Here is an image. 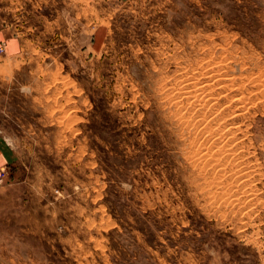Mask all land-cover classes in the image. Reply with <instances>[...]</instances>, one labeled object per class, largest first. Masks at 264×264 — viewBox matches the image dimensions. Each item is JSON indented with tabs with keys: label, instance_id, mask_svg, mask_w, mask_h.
<instances>
[{
	"label": "rangeland",
	"instance_id": "obj_1",
	"mask_svg": "<svg viewBox=\"0 0 264 264\" xmlns=\"http://www.w3.org/2000/svg\"><path fill=\"white\" fill-rule=\"evenodd\" d=\"M0 49V264H264V0H0Z\"/></svg>",
	"mask_w": 264,
	"mask_h": 264
},
{
	"label": "bare ground",
	"instance_id": "obj_2",
	"mask_svg": "<svg viewBox=\"0 0 264 264\" xmlns=\"http://www.w3.org/2000/svg\"><path fill=\"white\" fill-rule=\"evenodd\" d=\"M199 84V83H198ZM237 106V105H236ZM244 106V105H243ZM219 109V108H218ZM233 113V112H232ZM215 157V156H214Z\"/></svg>",
	"mask_w": 264,
	"mask_h": 264
},
{
	"label": "built area",
	"instance_id": "obj_3",
	"mask_svg": "<svg viewBox=\"0 0 264 264\" xmlns=\"http://www.w3.org/2000/svg\"><path fill=\"white\" fill-rule=\"evenodd\" d=\"M1 50V49H0Z\"/></svg>",
	"mask_w": 264,
	"mask_h": 264
}]
</instances>
